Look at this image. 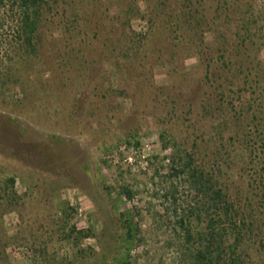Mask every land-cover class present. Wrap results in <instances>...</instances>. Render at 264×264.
<instances>
[{
	"label": "trees",
	"instance_id": "1",
	"mask_svg": "<svg viewBox=\"0 0 264 264\" xmlns=\"http://www.w3.org/2000/svg\"><path fill=\"white\" fill-rule=\"evenodd\" d=\"M9 2L18 19L17 62L44 55L71 86L81 71L82 84L95 83L96 97L101 93L105 103L110 96L143 104L144 121L152 122L163 150H171L173 178L188 184L192 197L183 209L178 187L164 197L176 217L183 264H264V0H159V26L145 35L125 31L138 11L120 7L114 20L124 34L95 37L85 32L89 12L68 0ZM56 33L69 36L65 49L56 44ZM190 58L198 61L194 70L185 68ZM100 61L108 77L126 85L122 91L106 90L110 81L95 78L92 69ZM158 67L168 68V80L159 86ZM104 189L110 197L112 188ZM116 197L111 203L117 205L134 192L122 187ZM117 221L121 233L88 264H130L138 224L129 211L119 212Z\"/></svg>",
	"mask_w": 264,
	"mask_h": 264
},
{
	"label": "rangeland",
	"instance_id": "2",
	"mask_svg": "<svg viewBox=\"0 0 264 264\" xmlns=\"http://www.w3.org/2000/svg\"><path fill=\"white\" fill-rule=\"evenodd\" d=\"M68 2L89 12L91 23L85 32L91 37L105 31L124 34L122 22L114 20L120 7L124 12L138 11L125 27L127 33L145 35L155 23L159 26V0ZM210 5L205 4L208 17ZM17 20L9 0H0V264H88L121 233L118 213L125 211L138 224L130 264H183L175 243L176 217L164 197L173 185L179 189L182 209L192 197L188 184L173 178L171 150H163L152 122L144 121L143 104L110 96L105 103L101 93L96 97L95 83L82 84L81 71L73 74L71 86L44 55L17 62ZM54 38L66 48L69 36L56 33ZM51 44L45 50L51 52ZM260 60L264 65V50ZM100 62L92 69L95 78L110 81L106 90L112 86L122 91L126 85L108 77ZM197 67L196 58L185 61L187 70ZM167 80L168 68L155 69L156 85ZM109 101H113L110 107ZM131 131L140 139L130 136ZM142 139L152 144L150 154ZM105 187L112 188L110 197ZM122 187L134 192L133 199L111 203ZM78 232L88 236L82 238ZM14 247L29 248L33 259L14 256Z\"/></svg>",
	"mask_w": 264,
	"mask_h": 264
},
{
	"label": "built area",
	"instance_id": "3",
	"mask_svg": "<svg viewBox=\"0 0 264 264\" xmlns=\"http://www.w3.org/2000/svg\"><path fill=\"white\" fill-rule=\"evenodd\" d=\"M142 141H144V142H142V143H144V151L147 152L148 154H150L151 151H152V147H153L152 144L147 142V140L145 141V140L142 139ZM147 156H149V155H147ZM146 164H148V161H146ZM12 252H13L14 256H18V258H20L21 260H30V259L32 260L33 259L32 251L29 250V248H26V247H14L12 249Z\"/></svg>",
	"mask_w": 264,
	"mask_h": 264
}]
</instances>
